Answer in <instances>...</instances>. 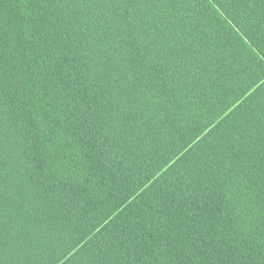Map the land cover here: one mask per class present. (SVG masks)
<instances>
[{
	"label": "trees",
	"instance_id": "obj_1",
	"mask_svg": "<svg viewBox=\"0 0 264 264\" xmlns=\"http://www.w3.org/2000/svg\"><path fill=\"white\" fill-rule=\"evenodd\" d=\"M0 264H264V0H0Z\"/></svg>",
	"mask_w": 264,
	"mask_h": 264
}]
</instances>
